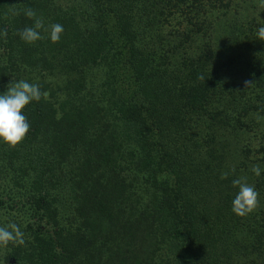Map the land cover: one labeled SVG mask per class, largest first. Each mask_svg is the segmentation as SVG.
I'll use <instances>...</instances> for the list:
<instances>
[{"label":"trees","instance_id":"trees-1","mask_svg":"<svg viewBox=\"0 0 264 264\" xmlns=\"http://www.w3.org/2000/svg\"><path fill=\"white\" fill-rule=\"evenodd\" d=\"M233 2L0 0V94L48 93L23 110L27 138L0 142V225L26 238L0 264H264V170L243 143L264 117V11ZM28 7L63 25L58 43L21 40ZM244 177L260 206L237 217Z\"/></svg>","mask_w":264,"mask_h":264},{"label":"clouds","instance_id":"clouds-1","mask_svg":"<svg viewBox=\"0 0 264 264\" xmlns=\"http://www.w3.org/2000/svg\"><path fill=\"white\" fill-rule=\"evenodd\" d=\"M24 14L34 23L19 33L21 40L29 45L35 44V42L44 39L41 35V30H43L49 32L52 43L60 41L64 31L63 25L56 23L45 27L43 17L37 16L31 7L26 8ZM0 35L6 37V30ZM257 36L259 40L264 41V27L257 29ZM47 95V92L41 91L39 84L29 83L26 80L10 82L7 85V91L0 94V142L7 145L9 149L15 150L31 131V124L23 110L30 103L39 102ZM262 118L264 117L257 114V119ZM251 171L257 177L261 175L259 165L253 166ZM227 175L225 173L222 178H227ZM232 185L238 187V193L232 201L231 211L237 217H246L255 212L260 206L259 192L255 186L248 183L247 177L234 179ZM25 243V232L18 224L8 222L0 225V249H7L9 245L23 246Z\"/></svg>","mask_w":264,"mask_h":264},{"label":"rangeland","instance_id":"rangeland-1","mask_svg":"<svg viewBox=\"0 0 264 264\" xmlns=\"http://www.w3.org/2000/svg\"><path fill=\"white\" fill-rule=\"evenodd\" d=\"M235 6L238 8V11L243 13H247L248 17L246 20H249L250 18H254L261 10L264 11V0H234L231 7ZM238 22H241L242 20H238ZM239 27V26H238ZM102 78V73L99 70H94L91 72L89 76V80L93 87H96L97 84L100 82ZM257 126L253 129L252 132L246 135V138L248 140V143L246 141H243V143H246L247 148L249 149L248 152V159L253 162V165H259L262 170H264V162L260 164V162L257 163V159L261 156V153H259V147L260 145L264 144V140H262V135H264V118H262L260 121H256ZM243 147H245L243 145ZM249 169L251 167L249 166ZM264 192V190H263ZM2 197L8 201L9 204H12L16 200H20L18 198L17 193L11 191L10 189L3 190ZM17 207L14 209V213L20 217L19 215V205H16ZM28 210L27 207H24L22 210ZM21 214V213H20ZM6 216L3 215L2 209H0V221L4 220ZM17 218V217H16ZM29 220L32 222L33 219L29 216V211H25V213H22V222L24 225L25 223H28ZM3 254L7 252V249H3ZM6 264V263H1Z\"/></svg>","mask_w":264,"mask_h":264}]
</instances>
